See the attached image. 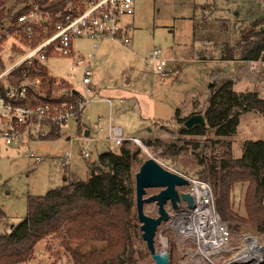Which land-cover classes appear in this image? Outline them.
<instances>
[{
	"label": "rangeland",
	"instance_id": "1",
	"mask_svg": "<svg viewBox=\"0 0 264 264\" xmlns=\"http://www.w3.org/2000/svg\"><path fill=\"white\" fill-rule=\"evenodd\" d=\"M14 1L7 3L5 10L14 6ZM261 17H264V0H135L133 14L122 20L123 24L130 25L127 33L129 44L124 46L108 40L94 51L92 41H74L76 51L84 57H93L92 84L95 92L92 91L91 96L109 98L111 105L105 101H91L82 111L81 119L71 118L57 138L35 137L29 141V146L24 143L18 149L14 146L4 152L0 158V234L8 225L25 216L28 195H42L66 183L70 173L86 179L87 162L97 158L101 153L98 146L103 144L99 140L102 134L96 131L100 126H106L110 114L113 125L122 127L124 136H138L143 144L146 139H160L182 147L184 143L191 145L195 141L197 147L192 150L191 146L190 149L200 157L219 150L220 145L215 142L217 137L179 134L175 114L179 110V114L183 112L187 116L193 112L203 113L208 106L205 105L208 102L205 96L209 95L210 84L214 82L216 87L225 77L234 76L232 71L225 72L220 62L195 59L198 58L195 53L210 59L219 57L224 43L233 44L241 31ZM222 20L228 23L227 31H224ZM8 25L9 21L5 20L4 27L0 29V59L5 66L9 61L8 54L16 51V47L24 48L17 35L7 32ZM155 48L161 49L163 57L171 58L169 65L176 69L174 74L163 78L153 73L154 66L148 57ZM44 63L49 74L67 79L76 89L80 87L81 70L73 67L71 60L51 57ZM251 64H241L243 72H251L248 70ZM263 72V69L260 73L255 72L259 75L257 79L250 78V82H244L253 90L252 83L259 81L254 89L261 96L264 95ZM239 120L234 134L221 138L228 141L234 156L241 155L245 139L264 138V112L250 109L241 112ZM155 121L157 124L153 125ZM77 125L89 129L90 137H97V147L91 145L87 148L82 140L84 137L77 133ZM28 148L33 156L26 154ZM84 148L88 156L81 154ZM146 149H142L145 160L152 157L165 168L185 174L176 166L189 165L190 158L185 155V150H179L175 157L171 156L173 158L163 159L161 146H147ZM66 151L70 152L69 165L62 164ZM185 175L194 176L192 172ZM157 191V188L147 189V195ZM144 210L148 215H157L154 202L145 203ZM169 212L173 214V210ZM225 222L234 243V251L227 254V258L243 250L239 239L242 232L257 236L264 242V234L245 223L235 231L228 221ZM142 243L146 248L144 240ZM154 244L156 250L164 249L168 254L174 248L171 264H202L192 262L187 253L189 245H183L165 221L158 226ZM104 245L102 240H70L72 248L85 254ZM143 261L141 264H155L149 251ZM17 264H71V257L60 239L47 237L37 242L31 259Z\"/></svg>",
	"mask_w": 264,
	"mask_h": 264
},
{
	"label": "trees",
	"instance_id": "2",
	"mask_svg": "<svg viewBox=\"0 0 264 264\" xmlns=\"http://www.w3.org/2000/svg\"><path fill=\"white\" fill-rule=\"evenodd\" d=\"M10 1L0 0V29L7 20V32L15 33L18 15L32 8L35 2L43 4L47 0H15V5L5 10ZM222 21L224 31H227L228 23ZM214 22L218 24L217 20ZM21 39H24L23 35ZM224 44L219 55L221 60H264V17L252 21L233 44ZM0 64L4 68L1 59ZM30 75L41 78L42 88L47 93L42 101L62 99L50 96L51 88L57 82L44 64L38 71L31 69ZM57 84L64 86L62 82ZM214 84L209 90L208 106L202 113L204 127L187 128L184 125L187 117H180L179 111L175 120L179 123V134L217 137L215 142L220 145L219 150L200 157L192 151L198 145L195 141L191 145L184 143L182 147L160 139H146L144 144L146 147L154 145V148L161 146L163 159L175 157L179 150H185L190 163L182 167L176 165L177 168L185 174L192 172L210 184L221 220L228 221L235 231L245 223L264 234V138L245 139L240 156H234L228 141L221 139L234 134L241 112L250 109L264 112V100L256 91H235L230 80H223L216 87ZM0 89H3L1 81ZM50 126L49 132L41 138L59 136L60 125ZM144 160L142 148L136 144L110 149L87 162L85 180L71 173L66 183L42 195H28L25 216L0 234V264H17L31 259L37 242L47 237L63 242L71 264L143 263L148 250L143 246L136 214L134 176ZM72 239L102 240L105 245L85 254L70 246ZM173 252L174 248H171L168 264H171Z\"/></svg>",
	"mask_w": 264,
	"mask_h": 264
},
{
	"label": "built area",
	"instance_id": "3",
	"mask_svg": "<svg viewBox=\"0 0 264 264\" xmlns=\"http://www.w3.org/2000/svg\"><path fill=\"white\" fill-rule=\"evenodd\" d=\"M134 7L135 0H47L43 4L35 2L32 8L18 15L14 34L24 48L16 47V51L8 54L9 61L0 70V81L3 82V89H0V158L5 149L45 136L50 125L67 123L93 100L90 94L93 57H84L76 51L74 41L90 40L94 51L108 40L126 46L130 39L124 33L122 20L133 14ZM161 53V49H153L148 60L153 63L155 73L166 78L172 70L167 68V59ZM51 57L71 59L72 66L81 69L78 89L52 86L50 96L62 98L58 102L42 101L47 93L42 88L41 78L30 75L31 69L38 71L42 62ZM73 96L74 100L71 99ZM99 131H106L114 150L136 144L147 151L139 137L124 136L122 129L111 123L106 129L100 126ZM26 154L33 156L29 148ZM81 154L88 156L85 149ZM69 163L70 152L66 151L62 164ZM179 174L188 180L186 190L193 204L188 207L185 201H181L179 208L174 210L168 203L169 216L165 222L173 228L183 245H189L187 253L192 262L264 264V242L245 232L239 235L243 250L226 257L234 251V243L231 230L216 210L210 184L195 176ZM244 235L255 238V241L247 244ZM240 253L243 256L238 258Z\"/></svg>",
	"mask_w": 264,
	"mask_h": 264
},
{
	"label": "water",
	"instance_id": "4",
	"mask_svg": "<svg viewBox=\"0 0 264 264\" xmlns=\"http://www.w3.org/2000/svg\"><path fill=\"white\" fill-rule=\"evenodd\" d=\"M184 125L190 128L194 125L205 126L202 115L189 116ZM135 201L136 214L140 224L141 236L146 248L155 264H168V252L164 249L156 250L154 239L158 226L168 219L166 205L172 209L179 208V203L185 201L188 207L193 204L190 193L186 190L188 180L179 173L173 172L154 158L144 160L135 173ZM157 188L158 191L147 195V189ZM182 188V189H180ZM154 202L157 206V215L151 216L144 212V204Z\"/></svg>",
	"mask_w": 264,
	"mask_h": 264
},
{
	"label": "crops",
	"instance_id": "5",
	"mask_svg": "<svg viewBox=\"0 0 264 264\" xmlns=\"http://www.w3.org/2000/svg\"><path fill=\"white\" fill-rule=\"evenodd\" d=\"M129 24H124V31H128V28H129ZM128 33V32H127ZM127 33H126V35H127ZM195 55H196V57H198V58H195V59H200V60H208V61H210V60H213V61H216V62H220V63H222L223 64V69H224V71L225 72H228V73H230L231 71L234 73V76L233 75H231V76H229V77H225V80H230L231 82H232V86H233V89L235 90V91H256V92H258V90L257 89H254V85H255V87L256 86H258L259 85V81H257V83H252L253 85V90L252 89H249L248 88V86L246 85V84H244V82L245 83H247V81L248 82H250L248 79H250V78H254V79H257V77L259 76V75H256V74H254L255 72H257V73H260V71H261V69H263L264 70V60H256V61H239V60H221V59H219V57H215V58H213V57H211V59H210V57H207V56H205L204 54H200V55H197L196 53H195ZM167 59V68L168 69H171L172 70V73L174 74L175 73V71H176V69L175 68H172V66L171 65H169V60L171 59V58H166ZM69 60H71V59H69ZM177 60V59H176ZM71 62L73 63V61L71 60ZM244 63H252L251 64V67L248 69V70H251V72H243V70H242V67H241V64H244ZM43 64H45L44 62H42V65ZM230 64H233V67H232V65L230 66ZM45 66V65H44ZM93 66H95V65H93ZM77 68H79V67H77ZM47 69V68H46ZM80 69V68H79ZM257 69V71H255ZM81 70V69H80ZM92 71H93V68H92ZM48 72V71H47ZM236 72H238V73H236ZM153 73L154 74H156L155 73V71H154V69H153ZM264 73V72H263ZM49 74V73H48ZM49 75H51V74H49ZM217 75H219V73L217 74ZM52 76V75H51ZM92 76H93V73H92ZM55 77V80H56V82L58 83V82H62V83H64V86L63 87H65L66 89H73V90H76V88H74L73 87V85L67 80V79H64V78H60V77H57V76H54ZM214 78V77H213ZM212 78V79H213ZM254 81V80H253ZM254 82H256V81H254ZM55 84V86L56 85H58V84ZM92 83H93V79H92ZM91 83V87H92V91H94L95 92V87H94V85ZM213 83V82H212ZM211 83V84H212ZM264 83V82H263ZM211 84H210V86H211ZM93 93V92H92ZM260 95V94H259ZM93 96V100L92 101H94V100H96V101H105V102H108L109 103V105H111V100L109 99V98H105V97H99V96H94V94L92 95ZM264 96V95H263ZM263 96H261L260 95V97H262V99L264 100V97ZM205 98L207 99L208 97H207V95L205 96ZM206 106L208 105V102L206 101V104H205ZM180 111V110H179ZM81 114H82V112L81 113H79L76 117H75V120L76 121H79L80 119H81ZM180 114H181V112H180ZM179 114V115H180ZM195 114H199V115H202L203 116V114L202 113H197V112H193V113H191V114H189V116H191V115H195ZM184 116H187V115H184L183 114V112H182V114L180 115V117H184ZM189 116H187V118L189 117ZM98 118H101V116H98ZM186 118V119H187ZM103 119V118H102ZM185 119V120H186ZM174 120H175V118H174ZM240 121V120H239ZM109 123H111L112 125H113V123H112V118H111V114H110V116L107 118V123H106V126H101V127H104L105 129H106V127L108 126V124ZM153 123V122H152ZM162 123V122H161ZM68 124V122L67 123H65V124H63L62 126H60V131H59V135L63 132V129H64V127H66V125ZM157 124V122L155 121L154 122V124L153 125H156ZM164 124V123H163ZM50 128V127H49ZM121 129H122V127H121ZM77 130H78V135L80 136V137H84V138H82V140L87 144V148H88V146H91V145H94L95 147H97L98 145H97V143L99 142L98 141V139H97V137H90L89 135H90V131H89V129H87V128H85V129H83L82 127H80V125H77ZM122 132H123V129H122ZM96 133L97 134H102L101 136V139H99V140H101V142L103 143L102 145H101V143H100V145L98 146L99 147V149H101V152H105V151H108V150H110V149H112V142L111 141H109L108 139H107V133H106V131H104V132H100L99 131V128H98V130L96 131ZM132 136H135V135H132ZM138 137V136H137ZM27 144L28 146H29V142L28 141H23L22 143H21V145L22 144ZM21 145H17V146H15L16 148L18 147H20ZM106 145H111V146H106ZM24 146V145H23ZM104 146V147H103ZM14 146H12L11 147V149L13 148ZM102 147V148H101ZM17 148V149H18ZM104 148V149H103ZM85 149V148H84ZM8 150L9 149H5L4 150V152L5 153H7L8 152ZM70 164V163H69ZM71 174V173H70ZM66 179V178H65ZM97 249V248H96Z\"/></svg>",
	"mask_w": 264,
	"mask_h": 264
},
{
	"label": "bare ground",
	"instance_id": "6",
	"mask_svg": "<svg viewBox=\"0 0 264 264\" xmlns=\"http://www.w3.org/2000/svg\"><path fill=\"white\" fill-rule=\"evenodd\" d=\"M245 236V242L248 244L249 242H253V241H255V238H252V237H250L249 235H244ZM254 255V253L252 252L251 253V256H253ZM243 256V254L242 253H240V255H239V257L238 258H241ZM255 257H253V259H254Z\"/></svg>",
	"mask_w": 264,
	"mask_h": 264
}]
</instances>
